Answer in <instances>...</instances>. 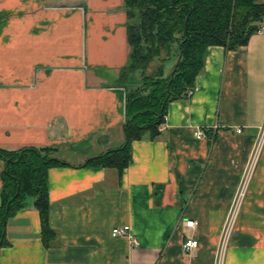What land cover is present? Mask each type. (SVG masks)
I'll return each instance as SVG.
<instances>
[{"label":"crops","instance_id":"0c3cea01","mask_svg":"<svg viewBox=\"0 0 264 264\" xmlns=\"http://www.w3.org/2000/svg\"><path fill=\"white\" fill-rule=\"evenodd\" d=\"M128 51L124 0H0V148L53 147L65 162L47 171L55 238L44 244L27 197L5 221L0 264H216L264 125V29L234 50L206 48L192 95L168 103L154 139L132 142L119 178L83 164L124 140ZM122 225L138 244L112 236ZM222 264H264V144Z\"/></svg>","mask_w":264,"mask_h":264},{"label":"trees","instance_id":"16d2710c","mask_svg":"<svg viewBox=\"0 0 264 264\" xmlns=\"http://www.w3.org/2000/svg\"><path fill=\"white\" fill-rule=\"evenodd\" d=\"M124 10L129 51L119 80L128 82L131 74H138L136 85L125 86L124 140L83 164L113 168L119 178L132 161V142L154 139L165 123L168 103L190 97L187 91L194 88L203 68L206 48L220 45L234 50L264 25V0H124ZM174 50L173 65L165 73V61ZM55 151L53 147L0 148V248L8 243L6 219L25 206L27 197L33 198L38 210L44 244L55 238L49 223L47 171L65 164L54 156Z\"/></svg>","mask_w":264,"mask_h":264},{"label":"built area","instance_id":"2783aa9c","mask_svg":"<svg viewBox=\"0 0 264 264\" xmlns=\"http://www.w3.org/2000/svg\"><path fill=\"white\" fill-rule=\"evenodd\" d=\"M263 29H264V25L261 26L257 30V32H260ZM193 91H194V88L189 89L187 91V95L191 96ZM236 131L240 132L241 129L237 128ZM195 135H196V137L202 136V134L200 132H195ZM263 144H264V125L259 127V131H258V135H257V141H256V144L254 147V151H253L252 156L249 160V163L246 167V170L244 172L240 187L238 189V192L236 194V197H235L233 204H232V207L230 209L228 221L226 222L224 229L222 231L221 240H220L219 248H218V254H217V258H216V264H222L223 263L226 245H227L228 239H229L230 234H231L232 222H233V220H234V218L238 212L239 206H240L242 199L244 197L246 187H247V184L249 181V177L253 171V168H254L256 160H257V156H258ZM182 224L186 227L194 228L196 225V221L193 219H183ZM111 234H112V236L127 237L128 239H130L132 241L133 244H135V245L138 244L137 239L135 237H133V235L130 233L128 225L113 227L111 230ZM196 246H197V240L194 238L186 239L182 245L184 250H188V249L196 247Z\"/></svg>","mask_w":264,"mask_h":264},{"label":"rangeland","instance_id":"374dc122","mask_svg":"<svg viewBox=\"0 0 264 264\" xmlns=\"http://www.w3.org/2000/svg\"><path fill=\"white\" fill-rule=\"evenodd\" d=\"M174 58H175V50H174V54H172L171 57H170L168 60L165 61V66L169 63V61L172 62ZM155 64H156V61L154 60V61L151 63V65H149L148 70L150 71L151 69H153V67L155 66ZM134 75H135V79H137V78H138V74L136 73V74H134ZM133 85H136V84H133Z\"/></svg>","mask_w":264,"mask_h":264}]
</instances>
